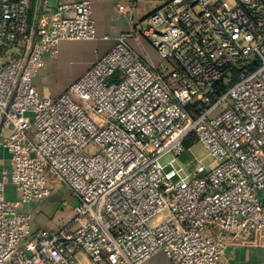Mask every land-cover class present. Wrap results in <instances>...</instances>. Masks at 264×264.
<instances>
[{"label":"built area","instance_id":"1","mask_svg":"<svg viewBox=\"0 0 264 264\" xmlns=\"http://www.w3.org/2000/svg\"><path fill=\"white\" fill-rule=\"evenodd\" d=\"M30 15L31 0H0V48L19 49L0 66V264H142L157 252L227 264L230 248L264 250V0H167L57 96L33 78L61 41L96 38L91 2ZM57 186L69 215L32 229L22 206Z\"/></svg>","mask_w":264,"mask_h":264},{"label":"crops","instance_id":"2","mask_svg":"<svg viewBox=\"0 0 264 264\" xmlns=\"http://www.w3.org/2000/svg\"><path fill=\"white\" fill-rule=\"evenodd\" d=\"M58 0H31V22H35L38 13L44 10L47 16L53 12ZM76 2L81 0H60ZM92 7V17L96 28L94 40H64L58 45V52L45 59L43 67L33 78V84L42 95L57 96L81 76L100 56L106 53L115 43L121 33L130 30V19L140 20L152 10L158 8L167 0H135L131 12L126 0H89ZM124 4L123 12L117 8V3ZM45 8V9H44ZM130 46L139 54L156 62L158 57L153 48L144 40L129 39ZM9 167L8 154L0 152V169ZM57 186L42 202L24 204L22 211L32 214V229H56L66 216L52 212V203H48L55 195ZM62 192V193H63ZM66 194V193H65ZM5 195L9 199L18 198L19 192L11 183L7 184ZM57 199L61 195H57ZM64 197L62 196V200ZM51 202V201H50ZM40 203V204H39ZM227 264H263L264 250L256 247L236 246L225 253ZM142 264H172L163 252H157Z\"/></svg>","mask_w":264,"mask_h":264},{"label":"rangeland","instance_id":"3","mask_svg":"<svg viewBox=\"0 0 264 264\" xmlns=\"http://www.w3.org/2000/svg\"><path fill=\"white\" fill-rule=\"evenodd\" d=\"M18 53H19V49L17 46H3V47H1L0 48V66L2 64L6 63L7 61H9L10 59H13ZM190 141H192V144H193V146L191 148L193 155L196 156L197 158H201L202 162L204 164H207L209 162V158L206 155V151H205V148L203 147V145L200 143H196L193 138ZM189 158H190V154H188L186 152L185 155L183 156V158H180L179 160H180V162H185ZM167 159H168V156H165L162 158L163 161H166ZM55 191H56L55 195H53L52 198L47 199V202L48 203L53 202V206H52V210H51L52 212L56 211L57 214H60L62 216H66L68 214L69 208L62 206L61 201H62V196L64 197V199L70 200V198L68 196V192L66 189H65V192H63V189H61V188H58ZM57 195H61V198L57 199L56 198Z\"/></svg>","mask_w":264,"mask_h":264},{"label":"trees","instance_id":"4","mask_svg":"<svg viewBox=\"0 0 264 264\" xmlns=\"http://www.w3.org/2000/svg\"><path fill=\"white\" fill-rule=\"evenodd\" d=\"M192 138H189L187 141H186V147H189L190 145H192V141H190Z\"/></svg>","mask_w":264,"mask_h":264}]
</instances>
